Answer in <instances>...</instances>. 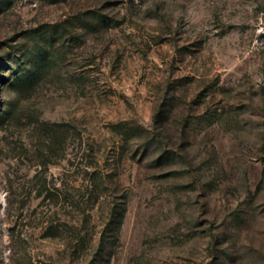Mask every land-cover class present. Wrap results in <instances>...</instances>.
<instances>
[{
    "label": "rangeland",
    "instance_id": "374dc122",
    "mask_svg": "<svg viewBox=\"0 0 264 264\" xmlns=\"http://www.w3.org/2000/svg\"><path fill=\"white\" fill-rule=\"evenodd\" d=\"M0 264H264V0H0Z\"/></svg>",
    "mask_w": 264,
    "mask_h": 264
}]
</instances>
